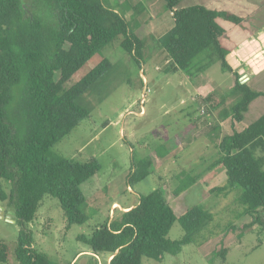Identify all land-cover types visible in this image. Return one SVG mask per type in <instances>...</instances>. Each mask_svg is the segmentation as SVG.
Returning <instances> with one entry per match:
<instances>
[{
	"label": "trees",
	"instance_id": "16d2710c",
	"mask_svg": "<svg viewBox=\"0 0 264 264\" xmlns=\"http://www.w3.org/2000/svg\"><path fill=\"white\" fill-rule=\"evenodd\" d=\"M163 1L172 26L157 42L170 63L167 73H181L192 80L219 62L233 75L234 84L227 94L216 99L214 91L202 99L206 109L216 113L207 137L218 140L221 123H241L249 105L264 98V93L240 84V76L227 61L229 50L221 44L225 30L217 20L234 26L243 20L201 5L181 6L180 0ZM129 11L132 14L127 20ZM144 11L140 3L114 8L108 0H0V183L8 189L5 192L0 186V201H6L15 212L19 228L16 264H59L35 249L29 229L45 197L57 200L65 233L73 225L86 222V199L80 188L101 170V165L95 158L75 163L53 155L52 149L88 118L89 110L80 100L107 76L112 65L103 58L80 81L70 87L66 84L117 40L138 64L143 43L131 32L130 23ZM228 97L234 99L226 108ZM216 148L218 157L209 168H222L226 186L212 191H237L235 201L242 208L241 215L251 218L249 227L258 224L264 229V114L242 131L232 129L222 136ZM169 153L160 146L150 156L132 163L126 187L133 191L151 174L153 158L163 160ZM177 179L174 197L193 186L198 177L180 172ZM121 208L124 211L108 218L88 238H77L93 255L108 256V264H142V259L160 262L164 255L176 256L213 221V214L202 206L177 216L161 189ZM175 223L183 236L171 241L168 234ZM230 230L236 228L230 226ZM225 254L226 249H220L222 260ZM7 259L8 248L0 242V264Z\"/></svg>",
	"mask_w": 264,
	"mask_h": 264
},
{
	"label": "rangeland",
	"instance_id": "374dc122",
	"mask_svg": "<svg viewBox=\"0 0 264 264\" xmlns=\"http://www.w3.org/2000/svg\"><path fill=\"white\" fill-rule=\"evenodd\" d=\"M108 1L114 8L124 3L144 6L145 11L130 23L131 32L143 43L142 57L138 64L135 63L119 47L120 40H117L67 82L66 87L77 83L103 58L112 65L107 76L80 100V104L89 110L88 118L52 149L53 155L79 164L95 158L101 170L80 188L86 199L83 209L86 222L73 225L67 233L57 200L44 198L37 219L29 227L35 249L59 264H108V256L93 255L77 238L81 235L88 238L108 218L124 211L123 204L134 205L139 196L161 189L177 216L193 206H202L213 214V221L178 255H164L160 262L142 259V264H264V229L258 224L249 227L251 218L241 215L242 208L235 201L237 191H212L225 187L226 178L222 168H209L218 157L216 146L220 138L230 134L232 129L247 127L263 115L264 98L249 105L241 123L231 126L230 120L224 122L219 139L209 140L207 133L216 121V113L202 104V99L207 96L205 90L198 95L194 88L207 85V89L211 87V92L215 91L214 98L219 99L232 88L233 75L223 70L219 62L192 80L181 73H167L170 63L157 42L172 26L164 1ZM180 5H201L242 18L238 26L217 20L225 30L221 44L230 51L228 64L236 72H242L239 59L245 54L240 55L239 49L253 40L246 37L255 24L264 26V0H180ZM131 14V11L126 14L127 20ZM261 51L262 47L250 50L252 57L257 59L252 62V67L259 69V73L245 84L264 93V57L258 55ZM58 76L55 75V80ZM233 99L226 98V108ZM140 111H143L141 116L138 115ZM160 146L170 151L168 156L163 160L153 158L151 174L136 184L133 191L128 190L125 179L130 165L150 156ZM180 172L198 179L174 197ZM0 186L8 192L5 183ZM113 202L118 206L110 213ZM6 209L7 204L0 201V242L8 248L5 264H16L14 249L19 228L7 221ZM230 226L236 230H230ZM182 236L181 227L175 223L168 239L175 241ZM222 248L226 249L224 260L219 255Z\"/></svg>",
	"mask_w": 264,
	"mask_h": 264
},
{
	"label": "crops",
	"instance_id": "0c3cea01",
	"mask_svg": "<svg viewBox=\"0 0 264 264\" xmlns=\"http://www.w3.org/2000/svg\"><path fill=\"white\" fill-rule=\"evenodd\" d=\"M262 24H264V22L262 23ZM258 24H255V26L254 27H252L253 29H252V32H251V34H248L247 35V37L246 38H252L253 40H251V41H248L247 43H248V45H246V46H243L241 49H239L240 51H241V53H240V55L241 54H245V57H241L240 59H239V64H240V67H241V69L243 70L242 72L240 71V72H236L233 68V71H235L240 77L242 76V75H246L247 76V78H248V81H251V80H253L254 78H256L257 77V74L259 73V69L258 70H256V69H253V67H252V62H255V60H257V59H255V56L254 57H252V55L250 54V50H256L257 49V47L259 48V47H262V51L261 52H259L258 53V55H263V57H264V26H259ZM245 38V39H246ZM257 46V47H256ZM255 47V48H254ZM254 48V49H253ZM229 54H230V51H229ZM228 54V55H229ZM235 54H237V52L235 53ZM257 56V55H256ZM208 84V83H207ZM207 87V85H205V86H203V85H199V86H197V87H195L194 89V91H196V93L199 95H201V91L204 89L205 90V93H206V95H208L212 90H213V88H206ZM249 87H251L250 85H249ZM255 101V100H254ZM139 116H141V115H143V111L141 112V113H139L138 114ZM228 121V120H227ZM227 121H225V122H227ZM224 123V122H223ZM223 123H221L220 124V126H221V130H222V124ZM235 124H239V123H235ZM246 128V127H245ZM244 128H241V129H234L235 131H237V132H239V131H242ZM229 135V134H228ZM95 177V176H94ZM128 190H131L130 188H127ZM4 203H6L7 204V202L5 201ZM137 203V202H136ZM135 203V204H136ZM134 204V205H135ZM116 206H118V203H116V202H113L112 203V206H111V208H110V213H112L114 210H115V208L114 207H116ZM7 209H8V206H7ZM6 209V210H7ZM120 209V208H119ZM2 211H4V210H2ZM126 211V210H125Z\"/></svg>",
	"mask_w": 264,
	"mask_h": 264
},
{
	"label": "water",
	"instance_id": "95a60500",
	"mask_svg": "<svg viewBox=\"0 0 264 264\" xmlns=\"http://www.w3.org/2000/svg\"><path fill=\"white\" fill-rule=\"evenodd\" d=\"M247 81H248V78H247L246 75H242L239 78L240 84H245ZM6 215H7L6 219H7L8 222L15 223V212H14L13 208H8L7 211H6Z\"/></svg>",
	"mask_w": 264,
	"mask_h": 264
},
{
	"label": "built area",
	"instance_id": "2783aa9c",
	"mask_svg": "<svg viewBox=\"0 0 264 264\" xmlns=\"http://www.w3.org/2000/svg\"><path fill=\"white\" fill-rule=\"evenodd\" d=\"M142 101H143V99H142ZM202 111H203V109H202ZM142 111H140V113H141Z\"/></svg>",
	"mask_w": 264,
	"mask_h": 264
}]
</instances>
